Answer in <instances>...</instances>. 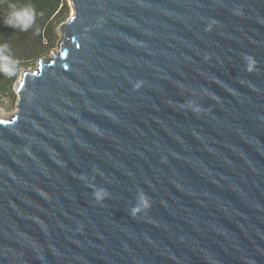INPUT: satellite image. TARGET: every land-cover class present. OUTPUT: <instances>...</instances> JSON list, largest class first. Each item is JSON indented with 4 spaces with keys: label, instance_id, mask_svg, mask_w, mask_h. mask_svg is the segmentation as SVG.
Wrapping results in <instances>:
<instances>
[{
    "label": "water",
    "instance_id": "95a60500",
    "mask_svg": "<svg viewBox=\"0 0 264 264\" xmlns=\"http://www.w3.org/2000/svg\"><path fill=\"white\" fill-rule=\"evenodd\" d=\"M69 2L0 118V264H264V0Z\"/></svg>",
    "mask_w": 264,
    "mask_h": 264
},
{
    "label": "trees",
    "instance_id": "16d2710c",
    "mask_svg": "<svg viewBox=\"0 0 264 264\" xmlns=\"http://www.w3.org/2000/svg\"><path fill=\"white\" fill-rule=\"evenodd\" d=\"M13 3L17 7L30 4L35 9V23L27 32L3 24V17L10 10L9 5ZM69 14V0H0V43H7L13 57L20 62L16 76L7 78L0 74V99L11 93L23 67L37 61L54 46L55 27ZM12 93L14 94L13 91Z\"/></svg>",
    "mask_w": 264,
    "mask_h": 264
},
{
    "label": "clouds",
    "instance_id": "9594fccd",
    "mask_svg": "<svg viewBox=\"0 0 264 264\" xmlns=\"http://www.w3.org/2000/svg\"><path fill=\"white\" fill-rule=\"evenodd\" d=\"M9 9L3 17V24L5 26L27 32L35 23L36 12L30 4L17 7L13 3L9 5ZM19 63V60L13 57L9 45L7 43H0V74L7 78L16 76L19 71ZM102 191L97 190L94 192V196L97 199H102ZM149 207L150 198L141 190L137 193L136 202L130 207L128 214L135 218L141 209L146 210Z\"/></svg>",
    "mask_w": 264,
    "mask_h": 264
},
{
    "label": "rangeland",
    "instance_id": "374dc122",
    "mask_svg": "<svg viewBox=\"0 0 264 264\" xmlns=\"http://www.w3.org/2000/svg\"><path fill=\"white\" fill-rule=\"evenodd\" d=\"M72 12H73V8L70 5V14ZM59 25L60 24H58V26L55 27L54 46L49 48V50L45 54L41 55L40 57L52 58L53 57L52 52L55 53L58 51L59 39L62 37V32H61V29L59 28ZM36 65H37V61H34L33 63L23 67V69L21 70V72H20L19 76L17 77L15 83L12 86V89H13L12 91L14 92V94L11 91V93L7 94L8 95L7 97L0 99V118L7 119L14 114L15 109H16V101L18 98L16 86H17L18 81L21 78V73L23 70H25L27 68H34Z\"/></svg>",
    "mask_w": 264,
    "mask_h": 264
},
{
    "label": "snow or ice",
    "instance_id": "6c2138e0",
    "mask_svg": "<svg viewBox=\"0 0 264 264\" xmlns=\"http://www.w3.org/2000/svg\"><path fill=\"white\" fill-rule=\"evenodd\" d=\"M0 123H6V122H0Z\"/></svg>",
    "mask_w": 264,
    "mask_h": 264
}]
</instances>
